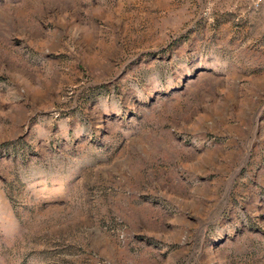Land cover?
Segmentation results:
<instances>
[{
  "label": "rangeland",
  "instance_id": "374dc122",
  "mask_svg": "<svg viewBox=\"0 0 264 264\" xmlns=\"http://www.w3.org/2000/svg\"><path fill=\"white\" fill-rule=\"evenodd\" d=\"M0 264H264V0H0Z\"/></svg>",
  "mask_w": 264,
  "mask_h": 264
},
{
  "label": "built area",
  "instance_id": "2783aa9c",
  "mask_svg": "<svg viewBox=\"0 0 264 264\" xmlns=\"http://www.w3.org/2000/svg\"><path fill=\"white\" fill-rule=\"evenodd\" d=\"M262 1H263V0H257V4L260 3V2H262Z\"/></svg>",
  "mask_w": 264,
  "mask_h": 264
}]
</instances>
